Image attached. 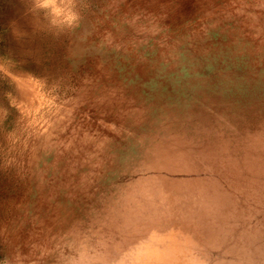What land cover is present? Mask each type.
I'll list each match as a JSON object with an SVG mask.
<instances>
[{"label":"rangeland","instance_id":"obj_1","mask_svg":"<svg viewBox=\"0 0 264 264\" xmlns=\"http://www.w3.org/2000/svg\"><path fill=\"white\" fill-rule=\"evenodd\" d=\"M121 1L0 0V264H43L31 250L25 213L46 199L59 174L52 168L57 146L44 154L40 147L56 141L65 124L94 120L86 112L102 79L129 96L133 87L151 93L160 84L194 108L196 118L205 115L204 124L224 120L218 128L235 124L248 138L263 132L251 120L264 122V0ZM226 107L232 109L225 118ZM231 209L213 214L226 221L233 212L237 222L238 207ZM212 215L202 236L224 225ZM168 238L161 231L144 248L133 241L112 252L110 244L100 246L96 264H150ZM203 257L214 260L209 253Z\"/></svg>","mask_w":264,"mask_h":264},{"label":"bare ground","instance_id":"obj_2","mask_svg":"<svg viewBox=\"0 0 264 264\" xmlns=\"http://www.w3.org/2000/svg\"><path fill=\"white\" fill-rule=\"evenodd\" d=\"M160 55L166 58L167 53L163 51L162 55L161 49ZM157 75L154 74V79L158 83L162 79ZM101 81L102 87L88 104L91 111L86 112L94 120L81 126L72 122L65 124L56 141L48 139L40 147L44 154L53 152L57 146L52 168L59 176L51 181V190L44 195L46 199L25 213L28 235L34 238L30 247L39 257V263L69 264L73 260L88 263L80 253L94 236L96 257L103 254L100 246L105 250L109 244L111 252L120 243L130 241L140 243L141 248L152 246L163 229L169 238L186 236L181 243L193 242L197 232L202 228L208 230L205 223L214 211L224 208V202L218 205L214 200L216 192L211 188H218L215 181L229 168L227 150L211 142H195L199 147L197 163L179 148L191 141L190 134H194V125H198L194 122V108L182 106L173 93L162 91L160 84L149 90L151 93L133 87V94L129 96L124 90L118 89L115 93L114 84L108 79ZM74 97L79 103L88 100ZM200 118L204 119L205 115ZM251 123L264 131V122L251 120ZM154 135L176 137L179 147L164 144L153 138ZM70 150L71 155L67 153ZM191 184L196 185L197 193L187 194ZM238 210L240 219L234 222L237 229L228 230L229 234L233 232V237H237V230L247 232L244 220L248 222L249 209L238 207ZM173 240L171 245H175ZM92 254L93 251L89 256Z\"/></svg>","mask_w":264,"mask_h":264},{"label":"water","instance_id":"obj_3","mask_svg":"<svg viewBox=\"0 0 264 264\" xmlns=\"http://www.w3.org/2000/svg\"><path fill=\"white\" fill-rule=\"evenodd\" d=\"M182 106H185V104H182ZM229 109L232 108L226 107L225 110H221L226 115L225 118L228 113H231L228 111ZM195 113L193 117L196 118L198 114ZM194 122L198 125H194V134H190L191 141L183 147H179V144L175 141L176 137L167 135H154L152 137L167 145H177L187 157L192 160L195 159L197 163H199L197 158L199 147L195 142H211L212 144L222 145L227 150L230 159V162L228 161L229 168L221 174L218 181H215V184L220 187L211 188V190L216 192L214 200L218 202V205L224 202L222 206L229 209V211L233 210L231 208L234 207H247L249 209L248 222L244 220L245 231L247 232L241 233L237 230V237L229 234L227 226L237 229V224L233 222L235 217L233 212L228 214L226 221L218 220L216 215L213 214L212 216L218 222L224 224L218 227L220 228V230H217L218 234L213 233L211 237H207L197 232L198 234L194 236L197 246L192 242L181 243V239H185L186 236L170 237L159 244L167 242V246L161 248L162 252L154 258L149 257L148 262L150 264H264V131L262 133L256 132L259 134L254 133V137L248 138L240 130H237L235 124H232L234 127L227 130L218 128V124L225 122L224 120L219 123L204 124L202 119L197 116ZM216 123L217 125H214ZM238 159L243 160L237 161ZM207 189L210 188L207 187ZM191 193H197L195 184H191L187 189V194ZM229 205H231V208H229ZM84 225L87 227V224ZM78 232H82V230ZM172 239H174V246L170 242ZM201 240L202 243H200ZM131 249L137 250L136 247ZM94 250L95 236L80 253V255L83 253V260L86 259L84 261L88 263H83L80 260H73L72 263L89 264L93 262L96 264ZM92 251V257H90L89 253ZM206 253L214 256L211 263H207L204 259L203 254ZM89 257L90 261H87ZM126 264H140V262L132 259L130 262L127 261Z\"/></svg>","mask_w":264,"mask_h":264}]
</instances>
